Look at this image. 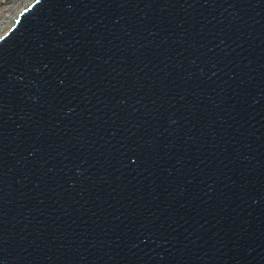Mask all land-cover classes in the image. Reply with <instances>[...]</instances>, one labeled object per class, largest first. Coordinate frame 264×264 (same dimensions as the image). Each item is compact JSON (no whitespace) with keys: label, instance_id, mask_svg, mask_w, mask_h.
<instances>
[{"label":"water","instance_id":"water-1","mask_svg":"<svg viewBox=\"0 0 264 264\" xmlns=\"http://www.w3.org/2000/svg\"><path fill=\"white\" fill-rule=\"evenodd\" d=\"M0 264H264V0H36L0 41Z\"/></svg>","mask_w":264,"mask_h":264},{"label":"rangeland","instance_id":"rangeland-1","mask_svg":"<svg viewBox=\"0 0 264 264\" xmlns=\"http://www.w3.org/2000/svg\"><path fill=\"white\" fill-rule=\"evenodd\" d=\"M35 1L36 0H17L16 2H13L12 0L10 3H8V5H11V7L2 5L1 9H3V7L4 9L3 11H1L0 9V41L9 34L11 29L15 27L19 16L24 11H26L27 8H29ZM6 27H9V29L6 30Z\"/></svg>","mask_w":264,"mask_h":264},{"label":"bare ground","instance_id":"bare-ground-1","mask_svg":"<svg viewBox=\"0 0 264 264\" xmlns=\"http://www.w3.org/2000/svg\"><path fill=\"white\" fill-rule=\"evenodd\" d=\"M12 0H0V9L2 8V5H6V7H11V5H8V3H10ZM17 0H13V2H16ZM5 7V8H6ZM3 9H4V7H3ZM3 9H1V11H3ZM11 9V8H10ZM9 9V10H10ZM4 23V22H3ZM7 29L6 30H8L9 29V27H6ZM12 30V29H11ZM11 30H10V32H11ZM6 32V31H5ZM4 32V33H5ZM9 32V33H10Z\"/></svg>","mask_w":264,"mask_h":264}]
</instances>
